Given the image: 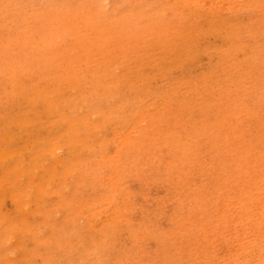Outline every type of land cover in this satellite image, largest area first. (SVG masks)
I'll return each instance as SVG.
<instances>
[{
    "label": "rangeland",
    "instance_id": "374dc122",
    "mask_svg": "<svg viewBox=\"0 0 264 264\" xmlns=\"http://www.w3.org/2000/svg\"><path fill=\"white\" fill-rule=\"evenodd\" d=\"M0 26V152L24 151L22 167L28 173L34 165L42 175L55 162L46 152L51 137H60L55 151L65 162L78 153L90 168L96 157L114 155L120 139L115 135L130 128L137 139L121 148V176L114 181L121 191L116 199L127 195V206L103 232L92 231L82 215L65 222L70 207L57 203L63 191H75L88 204L92 196L109 194L111 161L100 164L95 181L92 171L78 185V172L68 179L59 165L56 175H44L51 193L27 188L32 190L24 211L36 208L38 195L50 206V221L63 225L66 254L76 257V250L93 246L92 236L98 235L104 259L94 264H259L264 258V0H0ZM69 119L83 147L71 145ZM14 153L0 160V185L5 184L0 189L12 190L5 182L12 173L4 171L20 160ZM6 193L0 220L16 219L15 227V203ZM27 214L29 221L34 212ZM33 221L49 232L44 214L36 213ZM28 236L22 240L27 252L38 246ZM72 239L84 241L74 245ZM17 243L16 252H9L15 264H40L38 255L31 262L23 258Z\"/></svg>",
    "mask_w": 264,
    "mask_h": 264
},
{
    "label": "bare ground",
    "instance_id": "6f19581e",
    "mask_svg": "<svg viewBox=\"0 0 264 264\" xmlns=\"http://www.w3.org/2000/svg\"><path fill=\"white\" fill-rule=\"evenodd\" d=\"M28 1V0H27ZM43 1V0H42ZM214 1V0H213ZM24 2V1H23ZM34 2V1H33ZM38 3H39V1H37ZM45 2V1H44ZM43 2V3H44ZM38 3H36V4H38ZM250 3V2H249ZM23 4H25V2L23 3ZM35 4V3H34ZM53 4V3H52ZM66 4V3H65ZM231 4V3H230ZM19 5H20V3H19ZM62 5V4H61ZM257 5V4H256ZM12 6V5H11ZM17 6V5H16ZM34 6H36V5H34ZM37 6H41V5H37ZM223 6H225V5H223ZM229 6V5H228ZM254 6V5H253ZM42 7H44V6H42ZM115 7V6H114ZM227 7V6H226ZM45 8V7H44ZM103 8V7H102ZM19 9H20V7H19ZM4 10V9H3ZM28 10H29V8H28ZM116 10V9H115ZM25 11V10H24ZM31 11V10H30ZM45 11V10H44ZM117 11V10H116ZM144 11V10H143ZM3 12V11H2ZM18 12V11H17ZM29 12V11H28ZM136 12V11H135ZM153 12V11H152ZM24 13V12H23ZM22 13V14H23ZM26 13V12H25ZM53 13V12H52ZM17 14V13H16ZM20 14V13H19ZM28 14V13H27ZM115 14V13H114ZM128 14H129V12H128ZM153 14V13H152ZM11 15V14H10ZM25 15V14H24ZM4 16V15H3ZM36 16H37V14H36ZM15 17H17L18 18V15L16 16L15 15ZM38 17H39V14H38ZM42 17H45V16H42ZM49 17V16H48ZM5 18H8L7 17V15H6V17ZM21 18H24V16L22 17V15H21ZM27 18H29V16H27ZM40 18H41V16H40ZM239 19V18H238ZM22 21L24 20V19H21ZM25 22L27 21L26 20V18H25V20H24ZM23 21V22H24ZM22 22V23H23ZM32 23V22H31ZM31 23H30V25H31ZM42 23V22H41ZM55 23V22H54ZM60 23H62V22H60ZM146 23V22H145ZM19 24V23H18ZM32 24H34V23H32ZM51 26H53L52 25V21H51ZM11 25V24H10ZM15 25V24H14ZM24 25H26V24H24ZM27 25H29V24H27ZM29 25V26H30ZM122 25V24H121ZM41 26V25H40ZM43 26V25H42ZM47 26H49L48 24H47ZM50 26V27H51ZM132 26V25H131ZM137 26V25H136ZM149 26H151V25H149ZM1 27V26H0ZM21 27V26H20ZM25 27V26H24ZM23 27V28H24ZM27 27V26H26ZM31 27L32 28H34V26L32 25V26H30V28L29 29H31ZM44 27H46V26H44ZM94 28V27H93ZM9 29V28H8ZM7 29V30H8ZM11 29V28H10ZM9 29V30H10ZM5 30V29H4ZM6 30V31H7ZM28 30V29H27ZM38 30V29H37ZM40 30V29H39ZM45 31L46 32V29H41L40 31ZM48 30H49V28H48ZM131 30H133L132 28H131ZM136 30V29H135ZM134 30V31H135ZM16 31V30H15ZM32 31L33 30H31V33H32ZM39 31V32H40ZM190 31H191V29H190ZM10 32V31H9ZM9 32H6V33H8V35H9ZM17 32H18V30H17ZM30 32V31H29ZM28 32V33H29ZM36 32V31H35ZM38 32V31H37ZM45 32H44V34H45ZM49 32V31H48ZM50 32H51V30H50ZM58 32V31H57ZM139 32V31H138ZM192 32V31H191ZM20 33V32H19ZM27 33V32H26ZM87 33V32H86ZM134 33V32H133ZM16 34H18V33H16ZM42 34H43V32H42ZM43 34V35H44ZM50 34V33H49ZM139 34V33H138ZM8 35H6V36H8ZM10 35H11V33H10ZM25 35H27V34H25ZM31 35V34H30ZM30 35H28V37L30 36ZM35 35H36V33H35ZM35 35H31V36H34L35 37ZM136 35H137V33H136ZM5 36V35H4ZM12 36H13V33H12ZM30 36V37H31ZM51 36V35H50ZM139 36H140V34H139ZM14 37V36H13ZM12 37V38H13ZM16 37H17V35H16ZM15 37V38H16ZM18 37H20V35L18 36ZM24 37V36H23ZM29 37V38H30ZM46 37V36H45ZM125 37V36H124ZM0 38H1V36H0ZM5 38V37H4ZM7 38H9V37H7ZM28 38V40H30ZM32 38V37H31ZM47 38V37H46ZM143 38V37H142ZM2 39V38H1ZM21 39V38H20ZM24 39V38H23ZM3 40V39H2ZM24 40H27V39H24ZM6 41V40H5ZM10 41H12V39L10 40ZM15 41H17V39H15ZM19 41V40H18ZM9 42V41H8ZM7 42V43H8ZM29 42V41H28ZM10 43V42H9ZM20 43V42H19ZM23 43V42H22ZM143 43V42H142ZM15 44H16V42H15ZM18 44V43H17ZM16 44V45H17ZM33 43H31V45H32ZM10 45H11V43H10ZM26 45H28V44H26ZM30 45V46H31ZM125 45V44H124ZM143 45V44H142ZM146 45V44H145ZM20 46H22L21 45V43H20ZM20 46H16V47H20ZM32 46H35V45H32ZM23 47V46H22ZM48 47H49V44H48ZM4 48H6V47H4ZM8 48H10V47H8ZM12 48L13 47H11V51H14L15 52V50H12ZM28 48V47H27ZM30 48V47H29ZM142 48V47H141ZM144 48H145V46H144ZM171 48V47H170ZM3 49V48H2ZM19 49V48H18ZM17 49V50H18ZM143 49V48H142ZM20 50V49H19ZM22 50V49H21ZM144 50V49H143ZM2 51V50H1ZM4 51V50H3ZM10 51V50H9ZM6 53V52H5ZM139 53H141V52H139ZM3 55V54H2ZM6 55V54H5ZM16 55H17V53H16ZM28 57V56H27ZM119 57V56H118ZM22 58V57H21ZM26 59H24V61H25ZM6 61V60H5ZM23 61V60H22ZM29 61V60H28ZM21 64V63H20ZM71 67V66H70ZM67 68V67H66ZM107 69V68H106ZM68 70V69H67ZM70 70H71V68H70ZM107 70H110V69H107ZM106 70V71H107ZM35 71V70H34ZM38 71V70H37ZM39 72V71H38ZM37 72V73H38ZM109 72V71H108ZM42 73V72H41ZM107 73V72H106ZM50 74V73H49ZM48 74V75H49ZM73 74V73H72ZM36 75V74H35ZM45 76H47V74L45 75ZM53 76V75H52ZM47 77H50V75L49 76H47ZM62 77V76H61ZM66 77H67V75H66ZM104 77V76H103ZM102 77V78H103ZM108 77V76H107ZM44 78H46V77H44ZM105 78H106V75H105ZM112 78V77H111ZM58 79H60L59 77H58ZM44 80V79H43ZM51 80V79H50ZM54 80V79H53ZM107 80V79H106ZM118 80H120V76H119V78H118ZM46 81V80H45ZM44 81V82H45ZM47 82H49V81H47ZM53 82V81H52ZM119 82V81H118ZM46 83V82H45ZM103 83H104V80H103ZM107 83V82H106ZM4 84H6V83H4ZM47 84V83H46ZM55 85H56V83H54ZM54 84H52V85H54ZM4 86V85H3ZM8 86V85H7ZM47 86H49V85H47ZM88 86V85H87ZM5 87V86H4ZM132 87V86H131ZM8 88V87H7ZM48 87H46V89H47ZM29 89V88H28ZM94 89V88H93ZM6 90V89H5ZM31 90V89H30ZM49 90V89H48ZM64 90V89H63ZM72 90V89H71ZM5 92V91H4ZM6 93V92H5ZM37 93V92H36ZM39 93H41V92H39ZM45 93V92H44ZM56 93H58V92H56ZM55 93V94H56ZM64 92H62V94H63ZM101 93V92H100ZM103 93V92H102ZM109 93V95H111L110 94V92H108ZM7 94V93H6ZM46 94V93H45ZM54 94V93H53ZM70 94H72V93H70ZM93 94H94V92H93ZM119 94V93H118ZM123 94V93H122ZM2 95V94H1ZM91 95V94H90ZM89 95V96H90ZM52 96V95H51ZM50 96V97H51ZM93 96V95H92ZM1 97V96H0ZM71 97V96H70ZM85 97V96H84ZM111 97V96H110ZM109 97V98H110ZM114 97H115V95H114ZM114 97H112V98H114ZM90 98H91V100L93 99L91 96H90ZM111 98V99H112ZM127 98H128V95H127ZM64 99V98H63ZM88 99V98H87ZM123 99H124V97H123ZM60 100H61V98H60ZM101 100V99H100ZM126 100V99H125ZM67 101H69V100H67ZM85 101V100H84ZM83 101V102H84ZM62 102L64 103V101L62 100ZM61 102V103H62ZM77 102V101H76ZM122 102H123V100H122ZM127 102V101H126ZM58 103V102H57ZM60 102H59V104H61ZM70 103V102H69ZM78 104H80V101L79 102H77ZM128 103V102H127ZM71 104V103H70ZM116 104V103H115ZM87 105H89V103L87 104ZM162 105V104H161ZM257 105V104H256ZM52 106V105H51ZM54 106H57V105H54ZM60 106V105H59ZM58 106V107H59ZM63 106V105H62ZM78 106V105H77ZM76 106V107H77ZM83 106V105H82ZM253 106H254V104H253ZM66 107H68V102H67V104H66ZM124 107V106H123ZM49 108H51V107H49ZM70 108V107H69ZM68 108V109H69ZM89 108V107H88ZM135 108V107H134ZM154 108V107H153ZM152 108V109H153ZM54 109V108H53ZM54 110H56V108L54 109ZM9 111V110H8ZM50 111V110H49ZM75 111L77 112V110L75 109ZM250 111V110H249ZM66 112V111H65ZM88 112V111H87ZM108 112V111H107ZM259 112V111H258ZM50 113H52V111L50 112ZM49 113V114H50ZM64 113V112H63ZM86 114V113H85ZM89 114V113H88ZM46 115V114H45ZM69 115V114H68ZM71 115V114H70ZM67 116V115H66ZM88 117V116H87ZM66 118H68V117H66ZM70 118V117H69ZM89 118V117H88ZM20 120H22L23 119V121L25 120L24 118H19ZM78 119H79V117H78ZM90 120H91V118H89ZM142 119V118H141ZM244 119V118H243ZM246 119V118H245ZM20 120H19V122H20ZM27 120H28V118H27ZM27 120H25V121H27ZM70 120V121H69ZM69 120H67L68 121V124H69V127H68V130H69V135H71L70 137H68V138H70V141H73L72 142V144L71 145H73V143L75 142V143H78L79 145H81L82 147H83V143H82V141H81V138H80V136H79V133H78V131H77V128L75 127V124L73 123V121H71V119H69ZM80 120H81V118H80ZM88 120V119H87ZM137 120V119H136ZM22 121V122H23ZM24 121V122H25ZM101 121V120H100ZM140 121V120H139ZM55 122V121H54ZM70 122V123H69ZM77 122V121H76ZM81 122V121H80ZM89 122V121H88ZM87 122V123H88ZM93 122H95V121H93ZM93 122L91 121V126H92V124H93ZM97 122H99V121H97ZM138 122V121H137ZM136 122V123H137ZM47 123V122H46ZM136 123H135V125H136ZM13 124V123H12ZM22 124V123H21ZM96 124V123H95ZM106 124V123H105ZM138 124H139V122H138ZM213 124V123H212ZM229 124V123H228ZM249 124V123H248ZM35 125V124H34ZM117 125V124H116ZM187 125V124H186ZM3 126V125H2ZM60 126V125H59ZM87 126V125H86ZM90 125H89V127H87V128H90L91 127ZM94 126V125H93ZM119 126V125H118ZM4 127V126H3ZM53 127V126H52ZM67 127V126H66ZM82 127V126H81ZM99 127V126H98ZM140 126H138V128H139ZM224 127V126H223ZM79 128V127H78ZM136 128V127H135ZM1 129H2V127H1ZM5 129V128H4ZM57 129V128H56ZM67 129V128H66ZM65 129V130H66ZM132 129H133V127H132ZM249 129V128H248ZM19 130V129H18ZM244 130V129H243ZM133 130H130V128L127 130V133H126V131H125V134L123 135V136H121V137H119V135H115V136H117L118 138H120L119 140H118V142L116 143V151H115V153H114V155H112V156H106V158H105V155H104V158H103V156H101V159L100 160H98L99 158L98 157H96V159L95 160H97L94 164H93V166H92V168H90V167H88V166H86V164L85 163H87V162H85V163H83L82 162V158L84 157H82L80 154H75V153H73V152H71V153H73V154H75L72 158H71V160H69L68 162H65V160H63L57 153H56V151H55V149L57 150V148L59 147V146H61L60 145V137H51L52 139L50 140V144L48 145V147H47V153H49V154H51L52 156H53V160L52 161H54L55 160V162H54V164L53 165H51V166H45V165H48L47 163H44V166H45V169L43 168V170H41L44 174H40V175H38L39 173L37 172V170H36V168H35V166L34 165H32L31 167L30 166H27V167H30V170H29V172L27 173L26 171H25V169L22 167V160H23V152H18V153H21V154H16V152L19 150V149H17V150H15V149H12L13 151L15 150V153L12 151V150H10V149H8V150H3V151H1L0 152V160H2V161H5V160H7V159H9L11 156H12V154L14 153V154H16L18 157H19V159L21 160H17L18 162H15V165H14V167L12 166V168H6V170L4 171L5 173H6V175L8 174V173H12V175H11V177L9 178H7V176H6V179H5V182L6 183H8L9 185H11L10 187H12V190H10L9 191V189L7 190L6 188H2V189H0V208H1V206L3 207V205L4 204H2L3 203V195H2V193L3 194H5L6 192V190L8 191L6 194L8 195H10V198L14 201V215L15 216H17V221H18V226L16 225L15 227H12L11 226V222L9 221V220H5V218L3 219V220H0V222L1 223H3L4 221V223H3V225L2 226H0V264H15L14 262L15 261H13L12 260V258L11 257H9L10 255H9V252H12V254L13 253H15L16 252V248H14V247H16V245L18 244L17 242L18 241H21V243H22V247H21V250H20V245H21V243H20V245L19 246H17V252L19 251V253H22L23 254V258H26L28 261H32L33 260V257L35 256V255H38L39 257H41V259H40V264H73V263H75V262H80V263H83V264H94L95 262H97L98 260H100V259H104V254H103V252H104V247H101V244L99 245V243H101V242H98V239L100 238H98V235H93L92 237L94 238V243H93V246H88V245H84V246H82L83 248L82 249H79L78 251L76 250V252H75V255H76V257L73 255V254H66L65 252H64V250H63V247H62V245H63V243L61 242V240H62V233H60L61 231H63L62 229H63V225L61 226H57L58 224L54 221V220H51L50 221V218H51V211H50V206L47 204V207L46 206H44L43 205V201L41 200L42 198H40V196L38 195L36 198H35V200H34V202H35V204H36V208L33 210H29V212H34V216L32 215V218L31 219H29V221H27L28 220V218L26 219V217H28V216H30L31 217V213H30V215H28L27 213H29V212H27L28 211V208H27V211H24V210H26L25 209V206L28 204H26V201L27 200H29V197H30V191L33 189V188H36L37 190H41L43 193H45V194H47V193H49L50 192V190H48V187H46V185L48 184V179H44V175L45 174H47V175H56L57 174V166L59 167V165H62V166H64L65 167V169L61 172V175L63 174V175H66L65 177H67L68 179H72V176L74 175H71L72 174V171L73 170H75V171H73V173H75V172H78V174H77V183H79L78 185H80L82 182H83V179H85V176H87V174H91V175H93V173H94V175H93V177H92V180L93 181H95V180H97V177H98V175H96L95 174V172L96 173H98L99 172V170H100V164L101 163H103V161H107V163H109L108 162V160L109 161H111V163L114 165V167H113V171H112V173L110 174V175H107V179H109V181H110V183H111V190H110V192H109V194H102V195H100V196H92V198H91V203L90 204H88L87 203V199L86 198H79V197H77L76 196V192L74 191L73 193H74V195H72V194H67L66 193V191H63L64 193H61V194H63L62 196V199L61 200H58V203L57 204H60L61 203V205L62 204H66V205H69V207H70V213L66 216V219H65V222H70V221H75L76 219H77V215H82L83 216V218L84 219H88V224H90L91 225V230L92 231H95V230H97V231H100V232H103V231H105L106 230V228L109 226V227H111L112 226V222H116L115 220H119V217H121L122 215H123V210L121 211V208H122V206H123V208H125L126 206L124 205L127 201H128V199H127V195L124 197V196H121L123 199H122V201L121 202H119V200H117V199H119L118 198V194H120V186H114L115 185V179H116V181L118 180V178H119V176H121V172H119V170L121 169L118 165H119V160H120V156H121V148L122 147H130L129 145L132 143V142H134V141H136L135 139H133V136H132V134H131V132H132ZM4 132H5V130H4ZM4 132H3V135H2V137H5L6 138V134H4ZM17 132V131H16ZM88 131H86V133H87ZM233 132V131H232ZM232 132H230V133H232ZM6 133V132H5ZM8 133V132H7ZM37 133V132H36ZM59 133H61V132H59ZM83 133V132H82ZM85 133V134H86ZM99 133V132H98ZM2 134V133H1ZM17 134V133H16ZM40 134V133H39ZM50 134V133H49ZM53 134V133H52ZM84 134V138H85V135ZM88 134V133H87ZM110 134V133H109ZM233 134V133H232ZM4 135H6V136H4ZM60 135V134H59ZM68 135V136H69ZM90 135H93V134H91V132H90ZM29 136V135H28ZM39 136V135H38ZM37 136V139L40 137H38ZM48 136V135H47ZM87 136H89V135H87ZM2 137H1V139H2ZM32 137V136H31ZM91 137V136H90ZM90 137H87V138H90ZM228 137V136H227ZM29 138V137H28ZM87 138H86V140H87ZM47 139V138H46ZM67 139V138H66ZM5 140H7L8 141V139H4V141ZM9 140H11V139H9ZM68 141H66L65 140V142L66 143H68V142H70L69 141V139H67ZM246 140H248V139H246ZM246 140H245V142H246ZM7 141H6V143H7ZM15 141V140H14ZM23 142H25V139H24V141ZM27 142V141H26ZM89 142V141H88ZM226 142H228V141H226ZM225 142V143H226ZM245 142H244V144H245ZM91 143V142H90ZM100 143V142H99ZM99 143H98V145H99ZM92 144H94V143H92ZM91 144V145H92ZM243 144V145H244ZM5 145V144H4ZM24 145H26V143L24 144ZM23 145V146H24ZM29 145H30V143H29ZM249 145V144H248ZM247 145V146H248ZM22 146V145H21ZM27 146V145H26ZM35 146H36V144H35ZM69 146V145H68ZM90 146V145H89ZM94 146H97V145H94ZM93 146V147H94ZM241 146V145H240ZM29 147L30 146H28V147H26V148H28L29 149ZM41 147V146H40ZM92 146H90V147H88L89 149L90 148H93ZM227 147H229V146H227ZM252 147V146H251ZM6 148V147H5ZM9 148H11V147H9ZM25 148V149H26ZM45 148V147H44ZM43 148V149H44ZM246 148V147H245ZM21 149H24V147L23 148H21ZM28 149H26V150H28ZM235 149V148H234ZM233 149V150H234ZM242 149V148H241ZM247 149V148H246ZM10 150V151H9ZM71 150V149H70ZM73 150V149H72ZM78 150H80V149H78ZM36 151V150H35ZM40 151V150H39ZM39 151H37L38 152V156H39ZM43 150H42V148H41V152H42ZM76 151H77V149H76ZM223 151V150H222ZM236 151V150H235ZM238 151V150H237ZM26 152V151H25ZM33 152H34V150H33ZM234 152V151H233ZM250 152V151H249ZM35 153V152H34ZM33 153V154H34ZM44 153V152H43ZM42 153V154H43ZM236 153V152H235ZM234 153V154H235ZM245 153V152H244ZM233 154V153H232ZM247 154V152L245 153V155L244 156H247L246 155ZM31 155V154H30ZM237 155H239L238 154V152H237ZM35 156H37V154L35 155ZM44 156V155H43ZM241 155H239V157H240ZM100 157V156H99ZM236 157V156H235ZM43 158V157H42ZM41 158V159H42ZM45 158V157H44ZM43 158V159H44ZM238 158V157H237ZM236 158V159H237ZM241 158V157H240ZM240 158H238V159H240ZM31 159H32V161H33V163H34V161L35 160H33V157H31ZM34 159H35V157H34ZM245 159V158H244ZM84 160V159H83ZM85 160H87V159H85ZM91 160V159H90ZM229 160V159H228ZM88 161H89V159H88ZM105 161V162H106ZM230 161V160H229ZM239 161V160H238ZM30 162H31V160H30ZM41 162V161H40ZM89 162H92V161H89ZM104 162V163H105ZM227 162V161H226ZM183 163V162H182ZM39 164V163H38ZM88 164V163H87ZM92 164V163H91ZM29 165V164H28ZM31 165V164H30ZM40 165V164H39ZM43 165V164H42ZM4 166V165H3ZM41 166V165H40ZM90 166V165H89ZM102 166V165H101ZM226 166V165H225ZM231 166V165H230ZM233 166V165H232ZM4 168H5V166H4ZM189 168V167H188ZM233 168H235V167H233ZM233 168H231V169H233ZM213 169V168H212ZM230 169V170H231ZM227 170V169H226ZM59 171V170H58ZM92 171H93V173H92ZM224 171V170H223ZM228 171V170H227ZM233 171V170H232ZM232 171H230V172H232ZM218 172V171H217ZM229 172V174H233V172H235V171H233L232 173H230ZM5 173H4V175H5ZM223 173V172H222ZM221 173V174H222ZM227 173V172H226ZM218 174V173H217ZM46 175V176H47ZM228 175V174H227ZM123 176V175H122ZM225 176V175H224ZM233 176V175H232ZM231 176V177H232ZM53 177V176H52ZM105 177V176H104ZM23 178V179H22ZM57 178V177H56ZM217 178V180L215 181V182H217L218 183V177H216ZM220 178V177H219ZM54 179V178H53ZM52 179V180H53ZM64 179V178H63ZM66 179V178H65ZM192 179V178H191ZM229 179V178H228ZM227 179V177L225 178V181L226 180H228ZM23 180H25L24 181V183H22V181ZM80 180H82V181H80ZM190 180V179H189ZM214 180V179H213ZM49 181H51V180H49ZM219 181H220V179H219ZM223 181V180H222ZM222 181L220 182V183H222ZM2 183H3V181H1ZM81 182V183H80ZM192 182V181H191ZM227 182V181H226ZM226 182H223L224 184L226 183ZM228 182H229V180H228ZM2 183H1V185H2ZM205 182H203V184H204ZM213 183V182H212ZM211 182H210V186H211V184H212ZM222 183V184H223ZM4 184V183H3ZM65 184H66V182H65ZM223 184V185H224ZM1 185H0V187H1ZM120 185V184H119ZM204 185H206V184H204ZM209 185V184H208ZM208 185H206V186H204L206 189H208ZM231 185V184H230ZM4 186H5V184H4ZM3 186V187H4ZM74 186V185H73ZM219 186H220V184H219ZM224 186H227V185H224ZM7 187H8V185H7ZM9 187V188H10ZM78 187V186H77ZM203 187V188H204ZM27 188L29 189V188H32L29 192H27ZM51 188V187H50ZM49 188V189H50ZM223 188V187H222ZM228 188H231V187H228ZM187 189V188H186ZM226 189V188H225ZM59 190V189H58ZM61 190V189H60ZM64 190V189H63ZM203 190H205V189H203ZM213 190H215V187H214V189ZM40 191V192H41ZM49 191V192H48ZM209 191V190H208ZM221 191V190H220ZM225 191V190H224ZM229 191H230V189H229ZM60 192V191H59ZM85 192V191H84ZM231 192V191H230ZM51 193V192H50ZM66 193V195L64 196V194ZM217 193V192H216ZM219 193V192H218ZM60 194V193H59ZM200 194V193H199ZM82 196V195H81ZM61 197V196H60ZM116 197H117V199H116ZM48 198V197H47ZM205 198V197H204ZM217 198H215V200H216ZM120 200H121V198H120ZM60 202V203H59ZM106 204V207L103 205V207H102V204ZM27 206H29V205H27ZM49 206V207H48ZM104 208V209H102V208ZM2 209V208H1ZM1 211V210H0ZM24 211V212H23ZM101 211H103V213H101ZM42 213V214H44V216H45V226H50V229H49V232L48 233H44L42 230H39V228H38V224H36L34 221H33V218H35V214L37 213ZM4 213V212H3ZM2 213V215H4ZM10 213V215H11V212H9ZM213 213V212H212ZM102 214V215H101ZM28 215V216H27ZM200 215V214H199ZM229 215V214H228ZM234 215V214H233ZM5 216H6V214H5ZM7 216H9V215H7ZM15 216H13V217H11V219L10 220H13L14 218H16ZM4 217V216H3ZM208 217V216H207ZM207 217H206V221H207ZM7 218V217H6ZM13 218V219H12ZM200 218H202L201 217V215H200ZM216 218V217H215ZM1 219V218H0ZM219 219V218H218ZM16 220V219H15ZM14 220V221H15ZM200 220V219H199ZM14 221L12 222V223H14ZM16 221V222H17ZM205 221V220H204ZM220 221V220H219ZM16 222H15V224H16ZM202 222V221H201ZM64 223V222H63ZM113 223V224H114ZM193 223V222H192ZM210 223H211V221H210ZM40 224V223H39ZM1 225V224H0ZM194 225V224H193ZM64 226H65V224H64ZM190 227V226H189ZM193 227V226H192ZM204 231V230H203ZM11 232H13V235L11 236ZM28 236V237H32L33 239V241L38 245L37 247H35V246H32V247H35L34 249H32L31 251H29V252H27L26 250H29V249H27V247L26 246H23V242L25 243V241H24V236ZM115 235V234H114ZM196 235V234H195ZM221 235H222V233H221ZM10 236V237H9ZM112 236V235H111ZM12 237V239H13V237H14V241H12L10 238ZM110 237V236H109ZM108 237V238H109ZM111 238V237H110ZM195 238V237H194ZM9 239L12 241V243L14 242V246L12 247H10L9 246ZM22 240H23V242H22ZM192 240V239H191ZM207 240V239H206ZM83 241L84 240H79V241H76L75 242V240L74 239H72V243L74 244V245H76V244H83ZM198 241H199V239H198ZM226 241V240H225ZM106 242V241H105ZM111 242H113V241H111ZM185 242V241H184ZM217 242V241H216ZM108 243V242H107ZM106 243V244H107ZM186 243H188V241L186 242ZM34 244V243H33ZM36 244H34V245H36ZM25 245V244H24ZM42 246L43 247V251H40L39 249V246ZM112 245H114V243H110L108 246H109V248L112 246ZM226 245V244H225ZM102 246H104L103 244H102ZM228 246V245H227ZM229 246H231V245H229ZM24 247V248H23ZM31 247V248H32ZM80 246H78V248H79ZM203 247V246H202ZM213 247H215V245L213 246ZM55 248H57V249H55ZM205 248V247H204ZM216 248V247H215ZM55 249V250H54ZM56 250L57 251H60L59 252V254H58V256H55V253H56ZM217 251V250H216ZM28 254H27V253ZM25 253L27 254V255H25ZM68 253H70L69 251H68ZM210 253L211 252H209V256H210ZM202 254H203V252H202ZM63 255H67V256H63ZM204 255V254H203ZM206 255V254H205ZM204 255V256H205ZM37 256V257H38ZM61 256H63V261L62 262H59V260H58V257H61ZM218 256V255H217ZM262 256H264V255H262ZM21 257V256H20ZM179 258V257H178ZM36 260V259H35ZM171 260V259H170ZM211 260V259H210ZM214 263V262H213ZM187 264V263H186ZM259 264H264V258H261V259H259Z\"/></svg>",
    "mask_w": 264,
    "mask_h": 264
}]
</instances>
